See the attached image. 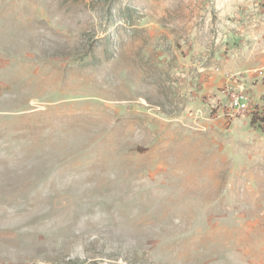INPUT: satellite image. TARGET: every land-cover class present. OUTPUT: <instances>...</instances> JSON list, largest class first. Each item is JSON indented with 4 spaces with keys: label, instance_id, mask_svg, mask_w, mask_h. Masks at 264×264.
<instances>
[{
    "label": "rangeland",
    "instance_id": "obj_1",
    "mask_svg": "<svg viewBox=\"0 0 264 264\" xmlns=\"http://www.w3.org/2000/svg\"><path fill=\"white\" fill-rule=\"evenodd\" d=\"M262 83L264 0H0V264H264Z\"/></svg>",
    "mask_w": 264,
    "mask_h": 264
},
{
    "label": "built area",
    "instance_id": "obj_2",
    "mask_svg": "<svg viewBox=\"0 0 264 264\" xmlns=\"http://www.w3.org/2000/svg\"><path fill=\"white\" fill-rule=\"evenodd\" d=\"M229 94L231 108L235 109L236 113L243 114L246 111L252 117L264 118V116H260V112L264 113V100L259 99V103L243 87L232 86ZM262 123L264 121L260 122V124Z\"/></svg>",
    "mask_w": 264,
    "mask_h": 264
},
{
    "label": "crops",
    "instance_id": "obj_3",
    "mask_svg": "<svg viewBox=\"0 0 264 264\" xmlns=\"http://www.w3.org/2000/svg\"><path fill=\"white\" fill-rule=\"evenodd\" d=\"M253 94L259 96L260 94L264 95V83L257 84L252 88Z\"/></svg>",
    "mask_w": 264,
    "mask_h": 264
}]
</instances>
